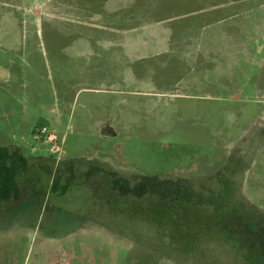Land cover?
<instances>
[{"label": "rangeland", "instance_id": "obj_1", "mask_svg": "<svg viewBox=\"0 0 264 264\" xmlns=\"http://www.w3.org/2000/svg\"><path fill=\"white\" fill-rule=\"evenodd\" d=\"M0 74V264H264V0H0Z\"/></svg>", "mask_w": 264, "mask_h": 264}, {"label": "flooded vegetation", "instance_id": "obj_2", "mask_svg": "<svg viewBox=\"0 0 264 264\" xmlns=\"http://www.w3.org/2000/svg\"><path fill=\"white\" fill-rule=\"evenodd\" d=\"M56 159H58V158H55L54 159V157H52V156H49L48 158H46V160H47V162H49V163H52V162H55V160ZM8 160V162H7V164L5 165V169L2 171V173H0L1 175V179H0V192L1 193H4L3 195L4 196H6L7 197V194L8 193H16V192H18L19 190H20V187L18 186L17 187V183H16V179H15V177H17V179H18V176H21L22 174H23V171H25L26 170V163L30 160V158L29 159H27L26 157H24L21 153L19 154V157L17 156V158L15 159V161H11L12 159L9 157V159H7ZM17 164V165H16ZM53 173V176H54V181H53V183H56L55 184V189L57 190V187H58V184H59V182H58V177H59V173H60V175H61V180H62V182H63V185H65V184H68L69 183V178H68V176H69V173L68 172H65V170H63V171H61V172H56V171H53L52 172ZM86 173V172H85ZM110 173H113V172H110ZM65 174H67L68 176L66 177L65 176ZM86 175H87V173H86ZM86 175H84L85 176V179H87V177H86ZM19 179H21V178H19ZM18 179V180H19ZM3 180V181H2ZM1 181H2V183H1ZM31 182V181H30ZM138 182V183H137ZM31 183H33V182H31ZM119 183H121L122 184V180H120L119 181ZM134 183L136 184L133 188H130L129 189V191L128 192H130V193H133V195L136 197V196H138V194L137 193H139L140 191H142V190H144V189H146V191L145 192H147V193H149V194H154V189H152V190H149L148 189V187L146 188L145 186H144V184H141V183H139V181H138V178H134ZM149 184V183H148ZM108 184H106V186H107ZM140 185V186H139ZM32 187H31V189L33 190V189H35L33 186V184L31 185ZM124 186H125V184H124ZM151 185L149 184V187H150ZM122 188H123V186L121 185V187H120V189H119V192L120 193H122ZM36 189H38V188H36ZM54 190V189H53ZM125 190H128V188H126ZM33 191H35V190H33ZM8 192V193H7ZM144 192V191H143ZM144 192V193H145ZM115 194V193H114ZM105 195H108L107 193H102L101 194V196H105ZM116 195V194H115ZM117 195H120L121 196V194H117ZM16 197V196H15ZM16 199H18L17 197H16ZM23 201H27V199H25V200H18L16 203H22ZM28 202V201H27ZM19 212H21V211H19ZM21 214V213H20ZM20 214H17V212H15L14 214H13V217H15V218H17L18 217V215H20Z\"/></svg>", "mask_w": 264, "mask_h": 264}, {"label": "built area", "instance_id": "obj_3", "mask_svg": "<svg viewBox=\"0 0 264 264\" xmlns=\"http://www.w3.org/2000/svg\"><path fill=\"white\" fill-rule=\"evenodd\" d=\"M47 133H48L47 128H46V127H41V128L37 131V133L34 135V138H35V139H39L40 136H44V135H46ZM47 139H48L50 142H54V141H56V137L53 136V135H48V136H47Z\"/></svg>", "mask_w": 264, "mask_h": 264}, {"label": "trees", "instance_id": "obj_4", "mask_svg": "<svg viewBox=\"0 0 264 264\" xmlns=\"http://www.w3.org/2000/svg\"><path fill=\"white\" fill-rule=\"evenodd\" d=\"M19 157V155H18ZM9 159V156L8 155H4V154H1L0 153V173H2V171L5 169V165L7 164L8 160ZM103 172V171H101ZM1 175V174H0ZM2 177L0 176V179Z\"/></svg>", "mask_w": 264, "mask_h": 264}, {"label": "water", "instance_id": "obj_5", "mask_svg": "<svg viewBox=\"0 0 264 264\" xmlns=\"http://www.w3.org/2000/svg\"><path fill=\"white\" fill-rule=\"evenodd\" d=\"M1 74H2V72H1ZM103 131H112V129L107 125Z\"/></svg>", "mask_w": 264, "mask_h": 264}]
</instances>
